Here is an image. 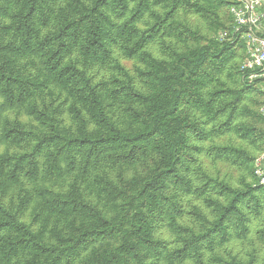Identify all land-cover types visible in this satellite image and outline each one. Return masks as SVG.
Wrapping results in <instances>:
<instances>
[{"label": "trees", "instance_id": "1", "mask_svg": "<svg viewBox=\"0 0 264 264\" xmlns=\"http://www.w3.org/2000/svg\"><path fill=\"white\" fill-rule=\"evenodd\" d=\"M229 6L0 0V264H264Z\"/></svg>", "mask_w": 264, "mask_h": 264}, {"label": "built area", "instance_id": "2", "mask_svg": "<svg viewBox=\"0 0 264 264\" xmlns=\"http://www.w3.org/2000/svg\"><path fill=\"white\" fill-rule=\"evenodd\" d=\"M232 18L230 30L218 34L220 40H241L245 58L240 70L248 83L264 84V0H228ZM264 114V107L261 108ZM256 184L264 187V148L253 162Z\"/></svg>", "mask_w": 264, "mask_h": 264}, {"label": "crops", "instance_id": "3", "mask_svg": "<svg viewBox=\"0 0 264 264\" xmlns=\"http://www.w3.org/2000/svg\"><path fill=\"white\" fill-rule=\"evenodd\" d=\"M261 87L264 89V84H262Z\"/></svg>", "mask_w": 264, "mask_h": 264}]
</instances>
